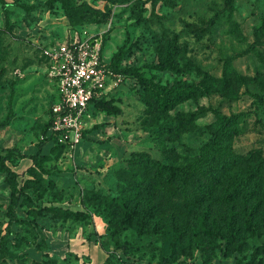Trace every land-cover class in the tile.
Returning a JSON list of instances; mask_svg holds the SVG:
<instances>
[{
  "label": "rangeland",
  "instance_id": "1",
  "mask_svg": "<svg viewBox=\"0 0 264 264\" xmlns=\"http://www.w3.org/2000/svg\"><path fill=\"white\" fill-rule=\"evenodd\" d=\"M0 0V148L17 172V220L0 170V264H164L161 242L108 223L104 200L133 157L186 162L211 133L217 113L242 112L233 150L264 159V0ZM96 36L106 60L140 67L159 85L197 82L207 92L168 103L132 76L88 108L80 142L47 141L37 150L57 88L43 50ZM168 60L163 69L145 63ZM204 114L187 118L190 112ZM3 150L2 153H5ZM78 213L75 215V213ZM170 264H264V230L227 255L215 249Z\"/></svg>",
  "mask_w": 264,
  "mask_h": 264
},
{
  "label": "trees",
  "instance_id": "2",
  "mask_svg": "<svg viewBox=\"0 0 264 264\" xmlns=\"http://www.w3.org/2000/svg\"><path fill=\"white\" fill-rule=\"evenodd\" d=\"M226 4L229 5L228 0ZM122 55L120 46L109 59L110 66L124 77H135L163 108L169 102L207 92L201 83L159 85L146 77L140 67L118 68L115 62ZM144 66L163 69L172 65L161 60ZM106 100L103 96L91 103L98 105ZM203 114L190 112L186 117L194 119ZM243 114L217 113L210 137L183 164L165 163L146 154L124 164L116 175V193L104 200L105 215L116 229L114 232L133 227L140 233L154 235L161 242L160 258L170 264L180 254L189 257L195 249L201 254L218 249L227 255L242 249L248 237L264 230V159L259 150L237 152L229 142L237 133ZM50 121L48 115L37 150L24 155L38 168L48 158L41 152L42 146L49 140L58 143L56 136L46 135ZM3 125L0 121V127ZM8 160V149L0 148V170L10 182L7 214L9 220H17L14 208L20 190L17 172L7 164Z\"/></svg>",
  "mask_w": 264,
  "mask_h": 264
},
{
  "label": "built area",
  "instance_id": "3",
  "mask_svg": "<svg viewBox=\"0 0 264 264\" xmlns=\"http://www.w3.org/2000/svg\"><path fill=\"white\" fill-rule=\"evenodd\" d=\"M100 43L98 37L88 35L43 50L48 75L57 88L47 136L53 134L67 143L80 142L91 100L102 98L125 78L102 55Z\"/></svg>",
  "mask_w": 264,
  "mask_h": 264
}]
</instances>
